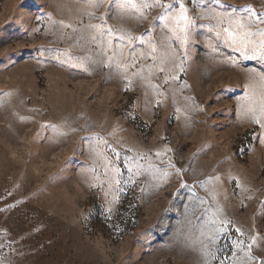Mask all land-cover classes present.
<instances>
[{"label":"rangeland","instance_id":"rangeland-1","mask_svg":"<svg viewBox=\"0 0 264 264\" xmlns=\"http://www.w3.org/2000/svg\"><path fill=\"white\" fill-rule=\"evenodd\" d=\"M0 264H264V0H0Z\"/></svg>","mask_w":264,"mask_h":264}]
</instances>
